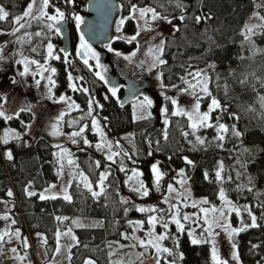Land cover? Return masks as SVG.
Wrapping results in <instances>:
<instances>
[{"label":"trees","instance_id":"16d2710c","mask_svg":"<svg viewBox=\"0 0 264 264\" xmlns=\"http://www.w3.org/2000/svg\"><path fill=\"white\" fill-rule=\"evenodd\" d=\"M29 2L30 0H0V7L9 13L6 19L0 20V43H7L6 39L10 36L15 17L23 14ZM180 2L185 6L183 12L176 7V0H118L121 17L129 13L131 4H137L154 7L157 12L172 19V24H166L170 32H166L162 38L166 41L163 58L168 63L158 68V74L162 71L163 84L165 87H172L181 81L180 77L185 76L191 67L206 71L210 78V91L226 109L221 114V122L227 124L230 130L224 141L215 139L217 132L214 127L201 128L196 133L205 139L203 145L197 144L191 134L185 138L184 132L191 133L187 118L171 116L172 105L165 99L163 109H169L170 121L167 126L163 119L158 124L154 117L134 121L130 105L120 106L117 101H104L100 94L92 89H89V94L91 98L95 95L100 105H103L98 114L103 120L107 117L105 128L111 136L128 131L134 133L136 165L141 168L147 185L152 176L151 165L154 162H158L167 175L161 181L164 184L169 181L172 172L184 168L193 194L213 201L219 191L214 175L216 164L219 160L229 159L230 153L237 150L242 155L245 173L252 178L253 188L261 191L260 204L264 213V106L260 102V97L264 96V25L258 32L249 36L251 42L242 33L245 22L256 10V0ZM52 4L64 6L72 11L69 0H52ZM181 15L184 16L183 21L179 19ZM195 16H203L204 19L196 23ZM173 25L180 30L174 31ZM136 31L137 26L133 19H127L121 29L123 37L131 36ZM46 40L47 34L30 37L20 44L22 47H31L43 44ZM111 46L124 53L136 48L134 41L128 43L122 38L113 40ZM241 80H246V83L241 84ZM62 85L60 83L56 87L55 93L62 90ZM16 94H22L19 84H15V99ZM72 98L77 100L80 106L87 104V100L82 96L75 94ZM209 102L210 99L204 97L202 106L207 107ZM93 108L97 111L95 104ZM218 113L219 110L212 113L213 120ZM28 119L31 117L25 111L20 112L17 119L13 117L11 120H4L0 117V131L6 127L18 130L22 127V121ZM16 120H19V123ZM232 127L241 135H233ZM165 129L168 133L167 141L163 138ZM89 140L95 142L97 138L90 136ZM33 141L30 137L22 136L19 141L10 139L5 145L0 140V200H9L14 205L12 214L16 221L15 226L23 233H39L44 240L46 238L44 248L48 256L52 257L56 247L57 230H65L73 217L98 218L102 222L100 228L81 227L74 230L76 239L71 247L70 263L86 264V261L91 260L94 264H111L107 244L122 242V234L130 230L129 221H145L147 213L136 211L133 201L128 200L127 205L120 203L123 198L120 181L114 172H111L105 181L104 195L99 197H92L84 186L79 184L77 187L78 183L72 182L69 189L73 198L71 203L62 198L41 201L39 192L59 181L58 167L53 155L57 147L54 146L55 143L45 139H38L34 144ZM6 149L12 153L11 160L3 156V150ZM150 151L151 155L148 154ZM74 154L79 170L95 185L100 171L104 169L102 159H99L91 148L77 149ZM185 158L191 160L192 164H187ZM96 161L101 163L99 169L95 167ZM8 190L12 191V197L7 196ZM26 190L37 195L29 197ZM151 199L153 205L164 209V203L159 197ZM126 207L129 209L127 215L124 212ZM57 216L67 219L57 221ZM258 224L261 226L248 228L237 235L236 244L241 264H255L259 255L264 254V216L263 221ZM255 243L258 247H253ZM163 244L170 249L174 248L173 239H167ZM174 252L182 253L183 259L167 255L166 259L175 258L176 264H213L209 245H193L186 232L179 235V247L174 249Z\"/></svg>","mask_w":264,"mask_h":264},{"label":"snow or ice","instance_id":"6c2138e0","mask_svg":"<svg viewBox=\"0 0 264 264\" xmlns=\"http://www.w3.org/2000/svg\"><path fill=\"white\" fill-rule=\"evenodd\" d=\"M68 2V0H66ZM50 7H55L52 4V0H30V2L27 4L26 10L23 12L21 16H17L14 19V23L17 24L19 27L16 29V31H19L21 28H26L31 26V21H39L44 28L48 30V32H54L56 35H60L62 29L59 27L64 21H65V13L61 11L59 8H55L54 14H50L48 9ZM176 7L180 8L183 12L185 6L180 2V0H176ZM9 13L5 11L3 7H0V20H4L8 17ZM76 21L77 28L80 27V25L83 23V20L80 16L74 17ZM128 20L135 19L137 21V28L138 30L135 32V34L131 36H126L124 39L128 43H132L133 41H137V38L141 35V31H152L153 25L157 21H166L169 24H172V19L169 18L167 15H163L162 13H159L156 11L154 7L151 6H139L137 4H131L129 8V16L127 17ZM181 21L184 20V16L181 15L179 17ZM196 23H200L202 19H204L203 16H195L194 17ZM264 19V17H262ZM126 19L121 18L116 22V31L119 33L122 29V26L125 24ZM141 22H143V25L141 26ZM174 31H179L180 29L173 25ZM12 35H15V32L11 33ZM36 36H41L43 33L37 32L35 33ZM120 37H117L119 39ZM154 39V38H153ZM246 39H249L250 37L246 35ZM165 46L166 41L164 39H161L158 43L154 45H149L147 52L145 53L146 59L140 60L138 64H136L137 67L143 69L145 65H147V71L152 72L153 69L162 68L163 66L167 65L168 61L164 59L165 55ZM47 57L51 60H61V56L58 54H55L54 45L49 42L47 43ZM104 47L108 49L109 52H114V54L117 57L122 56L123 54L119 51H116L111 46V43L105 44ZM35 51V49H34ZM60 52L64 53L62 62L69 64L68 57L71 55L66 49L61 48L59 50ZM139 51V46L137 45V50L132 51L129 55H123V59L128 61L129 64L135 63L134 58L137 56V52ZM75 55L77 57H81L83 59V63L86 66H89L91 69V65H89L90 60L95 61L96 68L100 69V71H97L95 75L102 81H104L106 84L109 83L107 79V67L103 65L100 62V54L92 47V45L85 39L84 35L81 34L80 36V44L79 47L76 50ZM19 63L24 64V72L20 73L21 76H24L29 71V65L30 64H37L38 68H40L39 75L41 78L44 77L45 72H50L52 75H49L46 77L48 80V91H47V97L48 99H53V91L52 89L56 87V81L53 79V76L56 75L57 69L54 67H45L39 65L38 62L32 61V60H22L18 61ZM210 67H214L213 65H210ZM188 76L192 77V80L190 81L184 76H181L180 79L182 82L187 85V87L180 89V91L184 94H188L192 97L193 103L188 107H181L178 99L170 97L165 95L164 99L166 101H170L172 105V111L171 116L174 117H187L188 121V127L191 129V133L184 132L183 135L185 138H187L190 134L194 136L195 142L197 144L203 145L205 144V139L201 136L197 135L196 133L201 128H215L217 132V136L215 137L218 141H224L225 135L229 132V126L225 123L221 122V114L226 111L224 106L221 104L220 100L215 98L210 91L209 83L210 78L206 73H204L201 70H198L196 72H188ZM68 81H69V87L73 91H78L81 89H78L76 84L74 83V78L71 74L68 75ZM157 80L161 81V87L164 88L165 85L163 84V72L161 71L159 75H157ZM79 79H83L80 77ZM194 81V82H193ZM40 81H37V85H39ZM246 83V80H241V84ZM264 83V82H262ZM173 87H177L176 85H173ZM198 89V91H197ZM113 96H116L118 92L117 86H111L108 89ZM82 91L85 94H88L89 90L87 88H83ZM163 95V93H161ZM142 97V99H141ZM204 97H208L210 99V102L207 107V111H201V105L202 100ZM107 99V97H105ZM56 103H68L69 98L66 96L61 95L58 100H54ZM261 105L264 106V96L260 97ZM88 115L92 116L91 120V126L93 131L99 136V142L95 144V148L97 151L104 152L106 150V160L111 163H116L115 157L120 156L121 154L125 157H127L129 160H131V156L127 152H122V149L120 148L119 142H116V150H113V143L110 142L107 139V135L104 132V130L100 127L99 121L95 116H93V105L95 104L99 108H103V105H100L98 101H95L94 99L88 100ZM153 106L152 99L149 98L148 95H145L143 93H133V119H148L151 116V112L149 111ZM69 108H76L78 109L79 106L75 104V102L69 103ZM139 110V115L137 116L136 112ZM219 110V113L215 117V121L213 123V117L212 113ZM15 111V110H14ZM20 112L24 111H32L31 105H26L25 107L20 108ZM162 114L164 115V124L167 126L169 125L170 121L168 119L169 115V109L165 107L162 110ZM17 118L19 114L17 113ZM65 113H60V115L56 118V122L50 124V132L49 135L52 136H62L64 133L61 131L59 125L63 120V116ZM0 117H2L4 120H11L13 118L12 115H8L7 112L4 110L3 104H0ZM104 120H107V117H104ZM25 127L31 128V125H25ZM87 125L84 127H81L79 131H73L71 133V142L73 144H77L76 137H82V133L86 130ZM231 132L235 136H240L241 133L235 129V127L231 128ZM16 139L19 141L21 139V135L14 130H6L4 132V135L2 137V142L7 145L9 143L10 139ZM163 138L165 141H167L168 133L165 129L163 132ZM83 144L89 148L92 147V144L87 138H83ZM157 146H159V141H157ZM59 149L58 153H53L54 156L58 157L57 163H58V169H57V176L63 181V177L65 174V167L66 165L69 168L68 176L70 177L69 180L64 181L62 185L59 188V191H52L53 189H57L56 184H51L49 187L45 188L42 193L39 194V199L41 201L44 200H55L58 198H62L63 200L71 203L72 202V195L69 192V189L72 187V182L75 180H79V183H82L84 188L91 193L92 197L96 198L101 195H104L105 193V181L108 179V176L111 174L108 171H102L99 173L98 176V182L94 185L93 182L89 179V177L83 172V171H72L73 168H78V165L76 164V161L73 157V153L70 152L68 149L64 148L63 146L57 144L55 145ZM151 155V151L148 153ZM6 156L9 160L12 159V153L11 151H8L6 153ZM185 162L187 164H192L191 160H188L185 158ZM95 167L99 169L101 167L100 161H96ZM119 170L121 172L128 171L123 167V161H121V165ZM221 170H218L216 172V178L217 180L222 179L221 177ZM151 172L154 177V184L157 191L160 190L161 187V181L164 177V173L160 170V167L157 163H153L151 165ZM180 175H183V170L180 171ZM143 175L142 172L138 171L135 168L131 169V175L128 177V181H135L134 184L129 183L130 191L136 194H139L140 197H148L150 194L149 187L145 184V182L140 179V177ZM205 178H207V173H205ZM181 185H183L184 181H180ZM252 183V178L249 177V184ZM77 187H79V184H77ZM95 188H98L99 191L94 190ZM27 195L29 197L37 195L35 192L26 190ZM167 191L169 193H172L175 191L173 186L171 184L168 185ZM248 191H252L251 188H248ZM7 196L12 197L13 193L11 190L7 191ZM118 194V193H117ZM178 197H181V202H183L184 207H188V197L184 196L183 193L177 192L176 193ZM218 198L222 202L220 207H216L215 205H211L210 207H203V205H209L210 202L207 199H201L199 201L192 200L191 201V207L197 208L198 205H201L199 208L200 213H202V221H203V227H202V235L204 236V239H197L192 238L191 243L193 245L200 244V243H207L209 238H211L212 248H211V259L213 261V264H230V261L221 258L219 255V252L217 250V242L215 237L220 235L219 232L216 231V229H220L223 231V233L226 234L228 240L231 242V260L235 261L236 264H241L239 254H238V247L233 239L235 236L239 235L241 232L246 231L248 228H257L261 225L257 222V217L253 214L251 211V208L249 205H244L243 211H246L248 214V217L250 218V223H245L242 218V208L241 206H237L234 204L230 199L227 198V195L225 191L221 188V190L218 193ZM169 197H164V202L168 203ZM121 204L127 205L129 201L125 198H121L120 200ZM135 210L140 213H150V215L147 217L146 223L148 225V230L143 238L140 236L133 235L131 237L132 240H135L138 242L139 247L143 249L142 252H139L138 259L139 264H162V260L164 261V264H176V259L167 260L165 259V254L167 256H178L179 259H183L182 253H175L174 249L179 247V234H182L185 231V225L182 221H188L190 219V216L188 213H184L183 216H181L180 208L178 204L172 203L169 204L168 209L163 210L159 209L157 207H143V206H136L134 205ZM129 209L126 207L124 209L125 215H127ZM167 212L168 215H163V212ZM155 213V214H152ZM232 213H235L237 217H241L240 220V227H232L229 222V217ZM0 219H3L5 221L11 220V224L15 225L16 221L12 220L9 216L5 215L3 217H0ZM57 221H63L66 220L67 217H56ZM201 217H197V222H199ZM75 223V222H74ZM144 221L141 220H135V221H129L130 226L132 227V232H138L142 231L144 229ZM175 224L177 235L175 237L172 236L171 230L169 225ZM157 225H159L161 228L164 229V232L157 233L156 228ZM71 228L68 229L67 233H64V235L71 234ZM189 236H193V233L190 231ZM9 235V229L5 228L3 233H0V241L4 240V236ZM14 235L19 238L21 236L20 230L16 229ZM41 234H37L39 237ZM62 233L57 230L55 233L56 236V247L55 252L56 255L59 256L61 253V244H60V238ZM124 239H129V236L127 233L122 234ZM9 238H11V235H9ZM73 240L76 239V237H72ZM167 239H173L174 248L170 249L166 246H164L163 242ZM46 243V238L44 240ZM23 243L25 246L27 245L26 238L24 239ZM135 247L136 245H132ZM253 247H258L254 245ZM15 251V249H13ZM69 260L71 259V256L69 255ZM86 264H94L93 261L89 260L86 261Z\"/></svg>","mask_w":264,"mask_h":264},{"label":"rangeland","instance_id":"374dc122","mask_svg":"<svg viewBox=\"0 0 264 264\" xmlns=\"http://www.w3.org/2000/svg\"><path fill=\"white\" fill-rule=\"evenodd\" d=\"M129 16V13L122 16L127 20V17ZM121 17V18H122ZM264 1L263 0H256V10L254 14L245 22V25L242 29V33L244 35L250 36L256 32L259 31V29L264 25ZM121 18H118L120 20ZM117 20V21H118ZM136 26H137V21L133 19ZM116 21V22H117ZM168 23L166 21H157L153 25V30L152 31H141V35L137 38V41L135 42L136 48L132 51L137 50V45L139 46V51L137 52V56L134 58L135 63L129 64L128 61L123 59V55H129L132 51L124 53L121 52L123 55L120 57H117L115 55V61L120 65L122 69L125 70L126 74H130L133 78L137 80H142L144 78H149L150 80V90L149 92H143V94L148 95L150 99L153 101V108L155 109V112L158 114L162 113L163 110V105L162 103L160 104L159 102L156 103L153 99L154 97H159L161 101L164 99V96H170L173 98L178 99V102L181 107H188L193 103V99L190 95L184 94L180 91V89H183L187 87L182 80L176 85L177 87H161L160 80H157V75L158 74V68L153 69L152 72L147 71V65L143 69L139 68L136 66L140 60L146 59L145 53L147 52V49L149 45H154L158 43L164 36L166 32H170V28L167 27ZM143 25V22H141V26ZM19 26L15 24V53H18L15 57V67L16 68H23L24 69V64L19 63L18 61L22 60H32L36 61L39 64L45 63L46 60L48 59L45 57L47 55V43L52 41L49 40L48 34L47 33V40L43 44H37L32 45L31 47H22L20 42L24 43L23 39H21L22 34L24 32V28L19 29V31H16V29ZM13 30V28H12ZM114 30L116 31V23ZM138 30V28H137ZM13 31H11L12 33ZM10 33V36L7 40V43H0V48L6 51L11 48L12 41L14 39V36ZM12 36V37H11ZM120 37L124 39L123 34L121 31L118 33L116 31L115 37ZM11 37V38H10ZM126 37V36H125ZM30 38V37H29ZM28 38V39H29ZM154 38V39H153ZM19 40V41H18ZM32 38L29 40L31 41ZM125 40V39H124ZM26 42V41H25ZM54 45V44H53ZM55 47V46H54ZM35 49V51H34ZM25 53V55L23 54ZM43 53V55L41 54ZM0 100H3L2 102L0 101L1 104L4 106V110L7 112L8 115H11L14 112V101L11 99L10 93H6L8 83L6 82V79L11 81V73H10V62L5 64L3 61V58L0 57ZM3 64V65H2ZM20 64V66L18 65ZM32 66H37V64H31ZM42 65V64H41ZM198 70L203 71L206 73L204 69H200L197 67H191L188 69L187 73L185 74L184 77L189 79L190 81L192 80L191 76H188V72H196ZM194 82V81H193ZM75 83V82H74ZM10 87V86H9ZM49 85H47L46 90H40L38 89L36 92V99H40L41 97H44L45 99L47 97V91H48ZM11 89V87H10ZM198 91V89H197ZM163 93V95H161ZM20 96V94H16V99ZM54 97V94H53ZM15 99V100H16ZM94 99V97H93ZM142 99V97H141ZM29 102L28 103H22L21 106L25 107L26 105H31L33 104L34 100L33 99H27ZM6 102V103H5ZM71 103V102H69ZM69 103L64 106L63 111L67 114V121L70 123L69 126H74L73 131H76L77 128H79L80 124L82 123L81 127H84L87 125L86 130L84 133H82L83 138H87L89 140L90 136L88 133L86 134L85 132L92 131L95 133L92 129L91 126V120L92 116L88 115V105L87 107H81L78 103H75L76 105L79 106L78 109L76 108H69ZM16 104V101H15ZM130 106L132 108V118H133V99L130 101ZM208 107V106H207ZM207 107H203L201 105V111H207ZM99 108V107H98ZM98 108L97 111L94 109L93 111V116L97 118L99 121L100 127L105 131V128L102 124L101 119L98 117ZM173 110V109H172ZM83 111V112H79ZM87 111V112H84ZM151 112L152 117V108L149 110ZM137 116L139 115V110L136 112ZM88 117V118H87ZM187 118V117H186ZM87 119V121H84ZM162 119L164 121L165 117L162 114ZM169 119V118H168ZM134 120V119H133ZM135 120H141V119H135ZM134 120V121H135ZM84 121V122H82ZM215 120H213L214 123ZM77 125V126H76ZM76 126V127H75ZM79 128V129H80ZM9 127H6L5 129L0 131V140H2V137L4 135V132L6 130H9ZM79 129L77 131H79ZM12 130V129H11ZM70 131L71 133L73 131ZM15 131V129H14ZM96 134V133H95ZM68 137L65 138L64 140H60V142H56L54 144L61 145L64 148L68 149L70 152L73 153V157L76 161L77 160L75 157L74 152L77 151V149H88L89 147L85 146L83 144V139L82 137H76L77 144H73L71 142V134H67ZM107 135V134H106ZM97 136V137H96ZM97 140L95 142H91L92 147L91 149L98 155L99 159H102L103 163V170L102 171H108V172H114L117 174V177L119 178L120 181V192L121 196L127 200L133 201L136 206H143V207H157L152 204L153 202V197H159L160 201L164 203V209L166 210L169 207V204L176 203L178 204L181 212V216H183L184 213H188L190 216V219L188 221H182L185 225V231L189 241L191 242L192 238H197V239H204V236L202 235V227H203V221H202V213H200L199 208L201 205H198L197 208H192L191 207V201L196 200L199 201L201 199H206L204 197H198L195 196L191 190L188 177L186 174V171L184 168L178 169L177 171L172 172L171 176H169V181H167L165 184L161 182V187L160 190L157 191L155 188L154 184V177L153 174L151 176V179L149 181V185L146 184L145 178H143V175L140 177L145 184L149 187L150 189V194L148 197H140L139 194L133 193L130 191L129 188V183L134 184L135 181H128V177L131 175V169L135 168L138 171H141V168L137 166V156H136V148H135V143H134V133L132 131L124 132L119 134L118 136H109L107 135V139L113 143V150H116V142H119L120 148L122 149V152H127L131 156V160H129L127 157L123 156L122 154L120 156L115 157L116 163H111L106 160V150L104 152L97 151L95 148V144L99 142V136L96 134ZM14 139V138H12ZM9 150H3V156L4 158L8 159L6 156V153ZM59 149H56L55 153H58ZM56 163L58 160V157L55 156ZM121 161H123V167L127 169L128 171L126 172H121L119 170ZM157 163L158 162H154ZM101 164V163H100ZM153 164V163H152ZM78 165V164H77ZM159 165V164H158ZM222 166V171H221V177L222 179L217 180L216 178V172L218 170H221ZM58 167V163H57ZM160 167V165H159ZM244 161L242 158V155L239 151L235 150L233 153H230L229 159L226 160H219L216 164L214 175H215V180L218 183L219 191L221 188L225 191L227 198L230 199L234 204L237 206H241L242 208V218L245 223H250V218L248 217V214L246 211H243L244 205H249L251 208V211L253 214L257 217V222L259 223L260 221H263V210L260 202L262 201L261 199V191L255 190L253 188L252 183L249 184V177L250 175H247L244 170ZM160 170L162 171L161 167ZM183 170V175H180V171ZM68 171L69 168L66 165L65 167V174L63 177V181L59 178V181L56 183L57 189H53L52 191H59L60 186L64 181H67L70 179L68 176ZM72 171H81L79 168H73ZM163 172V171H162ZM164 173V172H163ZM164 173V177H166ZM180 181H184L183 185H181ZM75 183H78L83 186L82 183H79V180L73 181ZM98 182V181H97ZM171 184L173 188L175 189L174 192L169 193L167 191L168 185ZM248 188H251L252 191H248ZM164 189V190H163ZM94 190L99 191L98 188L94 187ZM44 190L40 191L42 193ZM218 191V193H219ZM177 192H181L184 194V196L188 197V207H184L183 202H181V197L177 196ZM168 196L169 201L168 203L164 202V197ZM209 201V200H208ZM209 205H203V207H210L211 205H215L216 207H220L222 202L218 198V194L216 196V199L213 201H209ZM14 209V205L11 203L9 200H0V217H3L5 215L9 216L12 220H14V215L12 214V211ZM162 209V208H159ZM155 214V213H152ZM150 215V213H147V217ZM163 215L167 216L168 213L165 211L163 212ZM201 217L200 221L197 222V217ZM147 217L145 219L144 223V229L142 231H138L133 233L132 232V227L130 226L129 232H126L129 236V239H124L123 235V241H116L112 243L107 244V253H108V259L111 264H139V259H138V253L142 252L143 249L139 247L138 242L135 240H132L131 237L133 235L140 236L143 238L148 230V225L146 223ZM240 220L241 217H237L235 213H232L231 216L229 217V222L232 227H240ZM135 221V220H131ZM75 222V223H74ZM102 226V222L98 218H91V217H73L70 221V225L65 229V230H59L62 235L60 238V244H61V253L59 256L56 255V252L54 251L53 256L50 257L48 256L45 248H44V239L42 236H37V234H31L29 232H22L18 227L15 225L11 224V220L5 221L3 219H0V233H3L5 228L9 229V235H11V238H9V235L4 236V240L0 241V264H55V263H60V264H71L69 260V255L71 252V247L75 243V240L72 239L74 235V230L77 228L85 227V228H100ZM171 234L173 237L177 235V230L175 227V224H170L169 225ZM71 228V234L69 235H64V233H67L68 229ZM19 229L21 236L17 238L14 233L15 230ZM193 233V236H189V232ZM217 232L220 233V235L216 236V242H217V250L219 252V255L221 258L226 259L230 261V264H236L235 261L231 260V253H232V248H231V242L228 240L227 236L225 233H223L222 230L216 229ZM157 233H162L164 232V229L161 228L159 225H157L156 228ZM124 234V233H123ZM180 235V234H179ZM26 238L27 240V245L23 243L24 239ZM236 242L237 236L233 238ZM203 243V242H202ZM209 245L210 250L212 248V243H211V238H209L208 242L206 243ZM132 245H136L133 247ZM254 245H257L255 243ZM253 245V246H254ZM15 249V251H13ZM165 259H166V254H165ZM255 264H264V254L259 255L257 258Z\"/></svg>","mask_w":264,"mask_h":264},{"label":"flooded vegetation","instance_id":"af4514ba","mask_svg":"<svg viewBox=\"0 0 264 264\" xmlns=\"http://www.w3.org/2000/svg\"><path fill=\"white\" fill-rule=\"evenodd\" d=\"M61 1L63 2L64 0H61ZM70 1L69 2L71 4L72 11H69L64 6L62 7L60 5H54V4L53 5L55 7H50L48 9L50 14H54L55 8H59L61 11H63L65 13V21L64 22L67 24V28L69 31V40H70V47H69L68 52L71 55L68 57L69 64L62 62L64 53L59 51L62 48L61 36L56 35L54 32H48V30L44 29L43 25L39 21L32 20L31 26L30 27L26 26V28H24V32L22 34V37H21V39H19V40L23 39V41H27V39L29 37L36 36L35 33H37V32L43 33V35H41V36H44L45 34L49 33L48 38L50 41L53 42V44L55 46L54 47L55 54L60 55L62 59L61 60L47 59L45 63H42V61H40L42 65L41 64H39V65L45 66V67H54L57 69V73H56V75L53 76V79L56 81V87L59 86L60 83H61V85L62 84L63 85L60 87V89L62 88V90L59 91V93H55L56 87L52 89L53 94H54L53 99H45L44 97H41L40 99H36V93H37L36 91L38 89L46 90L47 85H49L46 77H48L49 75H52L50 72H45L44 73L45 78H41V76L39 75L40 68H38L36 66H32L30 64L28 73L24 76H21L20 73L24 72V69L20 68V67L19 68L15 67V57L18 54V53H15V35H13L14 39L12 41V45H11V48L9 50L2 51L3 48L2 49L0 48V57L3 58V61L5 62V64H7V62L8 63L10 62L11 81L6 79V82L8 83L6 93H10L11 99H13V101H14V110L15 111L11 115L15 119H17L16 114L20 113L19 110H20V108L23 107V106H21L22 103H28L29 101L27 99H33L34 100L33 104H31L32 111L31 112L25 111L30 115L31 119L30 120L28 119L26 121H22V123L20 122L22 125V127L20 129L16 130L14 128L15 132L19 133L21 135V137L27 136V137L32 138L33 140H38V139L64 140L65 138H67L68 137L67 134H71L70 131L73 129L74 126L73 125L69 126L70 123L67 121V114L63 111V108L69 102L74 101L75 103H78L77 100H74L72 98V95L77 94L78 96H82L83 98H85L87 100V102L89 99H93V97H94V100L99 102L98 98L95 95H93L91 98L89 92H88V94H85L82 91L83 88H87L88 90L92 89L95 92H98L104 101L105 100H111L113 102L117 101L118 103H120V100L123 96L124 87H125L123 83H120L118 85H116V84L114 85V86H117L119 89L116 96H113L111 94V92L108 90L111 86H113L111 84V82H114V80L111 78V72L116 69L118 71L119 79L122 81L127 76H130V74H126L125 70L122 69L118 63H116L114 52H109L108 49L106 47H104L105 44L98 45L96 47L92 46V47L100 54V62L103 65H105L108 69L107 74H106L107 79L109 81L108 84H106L104 81L100 80L95 75V73L97 71H100V69L96 68L94 60L89 61V65H91V69H90L89 66L84 65L83 59L81 57H77L75 55L76 50L80 44V36L82 34L80 31V27L82 24L80 25L79 28H77L76 21H75L74 17L80 16L83 20V15H84V12L86 9V4H85L86 0H70ZM33 23H34V25H33ZM12 31L15 32V23L13 24V30ZM23 54L25 55L24 52H23ZM41 54L43 55V53H41ZM45 57H47V55ZM0 65H1V62H0ZM18 65L20 66V64H18ZM69 74H71L73 76L74 82H75L77 88L81 89V90L73 91L69 87V81L67 78ZM80 77H82L83 79H79ZM38 80L40 81L39 85H37ZM142 80H140V81H142ZM15 84H19V88L22 90V94H20V96H18V98L16 100H15ZM9 86L11 87V89ZM61 95L68 97L69 102L68 103H56V102H54V100H58ZM105 97H107V99H105ZM15 101H16V104H15ZM87 105H88V103L86 104V106H81V107L82 108L87 107ZM127 105H130V102ZM99 110H101V108H98V112H99ZM62 112L65 113V115L63 116V120L60 123L59 127L64 134L62 136H58V137L49 135V132L51 130L50 124L56 122V118ZM79 112H83V111H79ZM84 112H87V111H84ZM155 113H156L155 109L152 107V116L155 118V120L159 124V123H161L162 120L160 119V121H158L157 117L154 115ZM97 115L101 119L102 124L105 128V124L107 123V121L103 120V118L100 116V114L97 113ZM84 121H87V119H85ZM84 121H82V122H84ZM16 122H17V120H16ZM17 123H19V120ZM29 124L31 125V128L25 127V125H29ZM80 126H82V123L80 124ZM80 126H79V128H80ZM79 128H77V130ZM14 129L12 128V130H14ZM105 131H106L107 135L111 136V134L106 130V128H105ZM85 133L86 134L88 133L89 136H96V134L93 133L92 131L85 132Z\"/></svg>","mask_w":264,"mask_h":264},{"label":"water","instance_id":"95a60500","mask_svg":"<svg viewBox=\"0 0 264 264\" xmlns=\"http://www.w3.org/2000/svg\"><path fill=\"white\" fill-rule=\"evenodd\" d=\"M120 15V7L117 0H87V9L84 13V21L80 27L81 33L85 39L94 47L102 44L110 43L115 36L114 26ZM59 27L61 31L62 48L69 50L70 40L67 24L63 22ZM111 78L114 82L112 85L124 84V93L120 100V105L128 104L133 98V93L139 94L149 92L150 80L145 78L139 81L132 76H127L123 81L119 79L118 71L115 69L111 72ZM156 103H162L159 97L153 99ZM158 121L161 117L157 113L154 114ZM36 140H34L35 142ZM47 142L52 143L53 140L47 139ZM33 142V144H34ZM60 264V263H55Z\"/></svg>","mask_w":264,"mask_h":264}]
</instances>
